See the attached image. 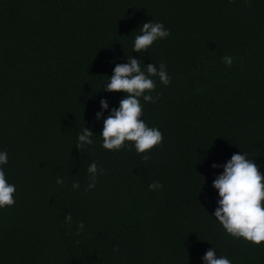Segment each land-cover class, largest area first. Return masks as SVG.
Listing matches in <instances>:
<instances>
[{"label":"trees","instance_id":"obj_1","mask_svg":"<svg viewBox=\"0 0 264 264\" xmlns=\"http://www.w3.org/2000/svg\"><path fill=\"white\" fill-rule=\"evenodd\" d=\"M150 20L170 35L140 54ZM129 56L171 77H151L155 103L140 98L163 134L141 154L107 150L100 135L124 97L104 86ZM84 127L94 143L77 149ZM0 151L16 188L0 208V264H204L211 248L264 264V242L214 217L223 167H211L240 152L264 174V0H0ZM92 162L104 171L89 189Z\"/></svg>","mask_w":264,"mask_h":264},{"label":"clouds","instance_id":"obj_2","mask_svg":"<svg viewBox=\"0 0 264 264\" xmlns=\"http://www.w3.org/2000/svg\"><path fill=\"white\" fill-rule=\"evenodd\" d=\"M141 34L134 39L133 50L138 53L146 52L157 40H162L170 35V31L163 23L144 22L140 29ZM128 62L116 64L112 75L104 86L106 92H122L124 97L119 101V107L112 108L103 120V128L100 131L102 147L110 151H119L126 146H134L138 154L150 152L154 147L162 144L163 134L155 127H149L144 120L143 106L140 98L145 102L155 103L157 97L151 95L156 89V81L151 77H158L159 81L167 86L171 82L166 65L161 63L159 67L148 63L143 68L141 60L127 57ZM224 63L231 66V56H224ZM106 99L100 100L101 111L95 114L99 120L103 111L108 109ZM93 131L83 128L78 135L77 149L86 145H92ZM142 159L147 161L148 155ZM8 163L6 151H0V208L11 207L15 204V185L8 183L3 170V165ZM211 167H223V172L212 181V186L218 191V207L213 215L220 222L228 234L234 238H243L255 245L264 242V174L252 159L246 154L236 153L222 166L213 163ZM91 183L88 188L95 187L97 174H103V169H98L92 162L87 169ZM203 181V178H202ZM63 181L57 179V184ZM73 188H78V183H73ZM149 190L155 191L162 187L159 181L149 184ZM71 222V215L65 217ZM83 228V222L78 226ZM204 264H231L224 256L218 257L214 248L207 250L202 257Z\"/></svg>","mask_w":264,"mask_h":264}]
</instances>
